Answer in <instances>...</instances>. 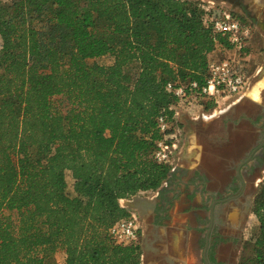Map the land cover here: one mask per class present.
Masks as SVG:
<instances>
[{
    "label": "trees",
    "instance_id": "16d2710c",
    "mask_svg": "<svg viewBox=\"0 0 264 264\" xmlns=\"http://www.w3.org/2000/svg\"><path fill=\"white\" fill-rule=\"evenodd\" d=\"M7 1L0 264H51L60 252L61 264H142L141 242H118L109 229L131 216L122 199L156 191L172 174L153 158L158 118L175 120L179 102L167 84L202 86L208 62L232 45L214 33L202 0ZM253 213L240 264H264V181Z\"/></svg>",
    "mask_w": 264,
    "mask_h": 264
},
{
    "label": "flooded vegetation",
    "instance_id": "af4514ba",
    "mask_svg": "<svg viewBox=\"0 0 264 264\" xmlns=\"http://www.w3.org/2000/svg\"><path fill=\"white\" fill-rule=\"evenodd\" d=\"M231 2L235 3V0ZM237 6L247 17L254 18L241 3ZM249 22L253 36L256 23L252 20ZM260 31L264 36V25ZM258 67V73L264 76V51L263 62ZM260 82L263 90L260 94L264 98V78ZM258 107L259 111L245 119L255 131L246 130L247 137L234 143H228L227 139L224 143L211 146L201 144L197 131L195 141L198 149L194 152L192 178L184 181L185 188L179 191L182 197L178 208L181 248L197 264H234L233 258H228V245L231 251H237L241 245L255 188L264 174V105ZM201 120L202 113L196 118L186 117L182 121L185 133L192 126L200 125ZM187 142L184 141L178 155L180 162L174 167L173 175L177 171H185L181 160L187 151ZM157 199V206L150 218L151 224L157 223L161 215L165 217L163 197Z\"/></svg>",
    "mask_w": 264,
    "mask_h": 264
},
{
    "label": "rangeland",
    "instance_id": "374dc122",
    "mask_svg": "<svg viewBox=\"0 0 264 264\" xmlns=\"http://www.w3.org/2000/svg\"><path fill=\"white\" fill-rule=\"evenodd\" d=\"M202 1L207 2L209 0ZM214 1L219 4L225 5L233 12H235L236 15L240 17L242 16L245 20L243 21L240 19L241 21L250 23L249 20H252L254 23H256V26L253 29V36L248 42L245 55L237 53L235 49H228L225 57L228 55V58L236 61V63L242 68L243 72L251 77L249 90L259 86L260 91L262 92L263 90H261L262 85L260 81L264 78V76L263 73H258V66L263 62L264 36L262 35L260 28L262 25H264V0H235V3L231 2V0ZM7 2V0H0V5L6 4ZM240 3L248 11L251 12L252 17L254 18H249L243 13L241 7L237 6V4L239 5ZM1 44L2 39L0 37V48ZM220 56H223V54H220ZM96 61H98L99 63H109L110 59L108 57H102L98 58ZM249 92L250 91H248V93ZM195 104L196 105H194L193 107H190L188 104L179 107V109L181 110V114L178 117V121L175 125V130L180 131L178 140L179 149L177 150V152H181L184 141L187 140V151L183 156L185 160L183 158L181 160V165L185 166V171H177V173L174 174V176L171 178V183L169 184V186H167L169 188H166V190L162 193L163 202L166 206L164 212L165 217H163V221L165 223L179 221V210L176 209L179 208V201L182 197L179 191H181L182 188H185L184 181L192 178L191 172L192 167L194 166V152L196 151V148L198 149V145L195 141L197 131L200 134V143L205 145L208 144L209 146H211L212 144L224 143L227 139L228 143L231 144L245 136L247 137L246 130L249 131L252 129L253 132L255 130L254 128L250 127L248 121L245 119L248 117L251 118L252 115L260 110L258 106L264 105V98H262L261 93L259 97H253L251 95L248 97H244L242 98V100H240V102L233 101V99H229L228 101L221 100L212 109H206L204 105L197 102H195ZM199 113H203V120H201L200 125L197 124V126H192V128H189L185 133L182 121L184 122L186 117L189 119L199 117ZM173 162L175 165L178 164V162H180L179 157L175 156V158H173ZM173 170L174 169H172V172ZM260 179L261 181L258 182V186H256L255 188V196L249 212V217L245 229L243 230L241 245L237 247V251H231V246L228 245V258L232 257L234 260V264H240V262L242 261V258L246 253L245 240L252 235L258 225V221L253 213V205L256 194L258 193L260 186L264 181V174L263 176H260ZM67 181L68 190L71 192L73 183L69 174L67 175ZM166 182L167 181H165L161 187H164L166 185ZM160 188L154 192L159 191ZM152 193L153 192L150 191L149 194L152 195ZM132 197L128 199H132ZM141 223L143 229V219L141 220ZM51 264H60L58 262V256H56V263L52 262Z\"/></svg>",
    "mask_w": 264,
    "mask_h": 264
},
{
    "label": "built area",
    "instance_id": "2783aa9c",
    "mask_svg": "<svg viewBox=\"0 0 264 264\" xmlns=\"http://www.w3.org/2000/svg\"><path fill=\"white\" fill-rule=\"evenodd\" d=\"M206 3L211 12L209 25L214 33L227 36L232 45L231 49H235L237 53L241 54L252 38L251 26L233 15V11L225 5L214 0H209ZM250 79L251 77L243 72L236 61L228 58L227 55L224 58H214L208 62L205 83L202 86L196 81L181 85L169 82L167 90L178 97L179 102L173 106L176 111L175 120L168 121L164 115L158 118L159 129L163 133V137L157 142L153 152L155 161L169 163L173 168L175 167L173 158L179 155L177 150L179 149L180 135V131L175 130V125L181 114L180 106L188 104L193 107L197 102L205 107V103L209 101H215L217 104L221 100L233 99V101H237L249 91ZM140 219L139 213L132 210L130 217L120 219L109 229V232L118 242L136 243L140 241L141 237L142 223Z\"/></svg>",
    "mask_w": 264,
    "mask_h": 264
},
{
    "label": "crops",
    "instance_id": "0c3cea01",
    "mask_svg": "<svg viewBox=\"0 0 264 264\" xmlns=\"http://www.w3.org/2000/svg\"><path fill=\"white\" fill-rule=\"evenodd\" d=\"M249 91V93L247 91L244 97H248L250 95L253 97L260 96L259 86ZM173 176V174L170 175L166 185L161 187L159 191H151L153 192L152 195L149 194L150 191H144L137 194L139 197L146 199L145 202L138 204L139 211L126 206L130 204L131 199L121 200V204L124 207L128 208L130 211H138L144 219V228L142 229V233L140 235L143 252L142 264H197L194 258L187 255L184 249L181 248V238L178 233L179 224L177 221L165 223L161 215L160 220L157 223H150L151 215H153V211L158 203L157 198L159 196L163 197L162 193L166 190V188H169L167 186L171 183V178ZM64 259L65 253L60 252L58 254V262L61 264Z\"/></svg>",
    "mask_w": 264,
    "mask_h": 264
},
{
    "label": "water",
    "instance_id": "95a60500",
    "mask_svg": "<svg viewBox=\"0 0 264 264\" xmlns=\"http://www.w3.org/2000/svg\"><path fill=\"white\" fill-rule=\"evenodd\" d=\"M173 171H174V170H173ZM132 198H133V199H131L130 204H128V205H126V206H128V207H130V208H133V209H136V210L139 209L138 204L143 203V202L146 201V199H143L142 197H139L138 195H135V196H133ZM139 206H140V205H139ZM138 211H139V210H138ZM138 211H137V212H138ZM138 213H139V212H138ZM139 215H140V213H139Z\"/></svg>",
    "mask_w": 264,
    "mask_h": 264
}]
</instances>
